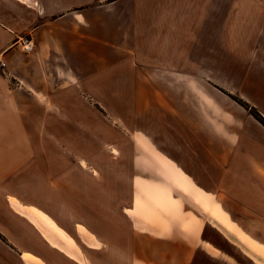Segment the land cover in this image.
Wrapping results in <instances>:
<instances>
[{
  "label": "crops",
  "instance_id": "obj_1",
  "mask_svg": "<svg viewBox=\"0 0 264 264\" xmlns=\"http://www.w3.org/2000/svg\"><path fill=\"white\" fill-rule=\"evenodd\" d=\"M19 38L31 39L33 50H20ZM1 63L0 262L6 254L14 264H28L26 251L46 264L39 251L18 248L8 237L10 228L34 233L32 227L66 258L86 260L52 245L8 196L40 207L42 130L93 154L90 144L74 141L72 129L88 126L89 97L101 112L94 132L103 131L105 116L126 120L175 172L131 159V169L155 175L162 190H145L142 183L152 181L137 174L131 180L126 207L150 224L118 208L132 234L130 264H227L222 252L204 246L217 249L206 238L217 226L200 216L203 206L225 228L228 244L254 264L264 262V126L234 99L264 118V0H0ZM48 153L43 173L50 199L60 181L66 203L77 198L68 190L84 196L85 184L73 187L68 177L73 166L59 167L56 153ZM217 195L224 197V214L214 208Z\"/></svg>",
  "mask_w": 264,
  "mask_h": 264
},
{
  "label": "rangeland",
  "instance_id": "obj_2",
  "mask_svg": "<svg viewBox=\"0 0 264 264\" xmlns=\"http://www.w3.org/2000/svg\"><path fill=\"white\" fill-rule=\"evenodd\" d=\"M88 104L89 109L93 113V115H90L88 126L85 125L77 128V125H74L71 120L64 117H59L58 121L61 123L73 124L72 129L75 131L74 133H76L74 141H77L78 143L82 141V143L86 145L90 144V148L93 150L91 151V153L93 152L92 155L85 154V147H82L81 149L68 147L64 138L59 136L60 134L57 136V139H52V136H50L47 130H42L41 132L42 160L46 163L42 164V176L40 182L42 194L38 205L42 209L48 211L60 226L75 236L77 242L86 254V260L80 262V264H130L129 259L132 251V234L130 233L127 221L122 219L124 218L123 216L121 218V213H119L118 208L120 207L122 209L130 203L131 180L134 176L136 177V174L139 178H146L152 181V184L150 185L142 183L145 190H153L154 192L157 190L161 192L162 190L159 186L162 181L156 180L155 175L153 176L143 170H132L130 164L131 159L133 156L137 158L141 157L142 165L147 169L157 167L162 168L164 172L171 169L166 165L164 160L149 147L147 141L139 139L134 135L136 132L127 126L126 120L125 122H120L117 117L105 116V128L101 129L103 131L100 133L94 132L93 130L95 129L92 128V124L96 125L97 122L101 120V112L99 113L98 111H95V105L91 97L88 98ZM92 105H94L93 108L91 107ZM113 120L115 123H112ZM45 140H49L46 147L44 143ZM82 143H79L78 145L80 146ZM48 147V150L56 153V164L59 167L64 166L65 163H67L65 167L70 168L73 166L72 171H70L71 174H69L68 177L73 179V187L76 186L77 182L83 185L85 184V191L83 190L84 196H82L79 190H75V188L71 191L68 190V194L73 195V198H77L73 199V202L71 203H66L64 196L65 192L62 190L60 181L56 190L57 197L55 198L54 195L50 199V196L48 195L50 187L49 182L47 181L48 179L46 180L44 178V173L46 171L48 172L47 169L49 167L47 163L49 153L48 150H46ZM53 147H56V150H54ZM113 149H115L117 153L112 152ZM52 160L54 159L51 157V162ZM53 166L54 165H51L52 169L54 168ZM95 170L97 171V174L93 173ZM140 183V181H136V192L140 189L137 185ZM177 188L178 190L185 192L182 187L178 186ZM86 194L89 196V201H87ZM96 196H99V202L96 201ZM190 197L194 201H197V199H194L192 196ZM167 198L169 199V196ZM216 203L217 205H215L214 208L224 214L222 211L224 197L217 195ZM153 204L155 209L161 213L164 211L166 212V215L169 216L164 208L156 205L157 202ZM212 212L205 206L200 208V216H209L217 226L216 228L207 230L206 238L216 245L220 252L210 244L204 245L206 249L214 254H220L222 252V260H226L225 262H227V264H254L248 257L242 256L237 246L233 244L230 245L223 239L225 237V228H220V223H218V226L216 215ZM75 222L84 223L95 232L94 242L86 243L81 241V238L76 234V230L74 229ZM149 223L151 222L149 221ZM32 230L34 233L30 230L13 228H10L7 231L9 233L8 237L10 241H12L16 247L32 249L31 251L35 254L39 251L40 255L46 261V264H78L49 247L41 238L40 243L36 230L33 227ZM228 236L232 239L230 234ZM47 240L66 254H69V252H67L61 245L54 243L50 239ZM97 240L102 242L101 247L97 245ZM6 256L7 255L5 254V260L0 262V264H14V262L9 260ZM256 262L264 264V262L260 260H257ZM206 263L207 261L205 262L203 259H198L195 262V264ZM211 264L226 263L213 262Z\"/></svg>",
  "mask_w": 264,
  "mask_h": 264
},
{
  "label": "bare ground",
  "instance_id": "obj_3",
  "mask_svg": "<svg viewBox=\"0 0 264 264\" xmlns=\"http://www.w3.org/2000/svg\"><path fill=\"white\" fill-rule=\"evenodd\" d=\"M109 149V147H108ZM112 152L117 153L115 149ZM94 174H97V171H93ZM7 199V198H6ZM9 204L21 212L31 220H33L38 226L48 234V237L60 244L65 250L70 252L73 255L80 256L86 259V254L82 250L80 244L77 242L75 236L60 226L54 218H52L47 212H45L42 208L34 205L25 204L20 201L17 197L8 196ZM121 212L124 216H127L131 219H137L143 223L150 224L149 221L138 214L135 209L123 207ZM164 216L166 212L162 211ZM74 229L76 230V234L81 238V241L86 243L94 242L95 240V232L91 230L88 226L81 222L74 223ZM45 233V234H46ZM97 245L101 247L102 242L97 240ZM22 259L28 264H41L31 253L23 251L21 253Z\"/></svg>",
  "mask_w": 264,
  "mask_h": 264
},
{
  "label": "trees",
  "instance_id": "obj_4",
  "mask_svg": "<svg viewBox=\"0 0 264 264\" xmlns=\"http://www.w3.org/2000/svg\"><path fill=\"white\" fill-rule=\"evenodd\" d=\"M234 99L264 126V118L253 106H251L250 104H248L247 102L241 99L238 98H234Z\"/></svg>",
  "mask_w": 264,
  "mask_h": 264
},
{
  "label": "built area",
  "instance_id": "obj_5",
  "mask_svg": "<svg viewBox=\"0 0 264 264\" xmlns=\"http://www.w3.org/2000/svg\"><path fill=\"white\" fill-rule=\"evenodd\" d=\"M17 45L20 48V50L25 52L32 51L34 48L32 40L28 38H19ZM0 65L4 66L3 63H1Z\"/></svg>",
  "mask_w": 264,
  "mask_h": 264
}]
</instances>
